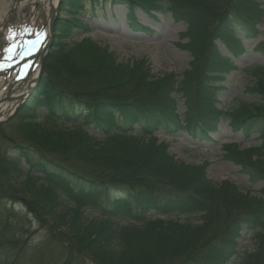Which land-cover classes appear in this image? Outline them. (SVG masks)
I'll return each mask as SVG.
<instances>
[{
  "label": "trees",
  "instance_id": "1",
  "mask_svg": "<svg viewBox=\"0 0 264 264\" xmlns=\"http://www.w3.org/2000/svg\"><path fill=\"white\" fill-rule=\"evenodd\" d=\"M103 1L125 7L135 32L148 31L138 10L151 19L167 11L186 25L178 46L191 57L189 69L179 82L173 74L153 78L146 61H119L90 38L62 43L88 27L56 18L36 87L0 124V264H55L57 254L56 264H229L238 254L240 264H264V68L246 70L252 83L244 92L258 105L217 108L221 82L236 70L220 47L240 55L263 10L253 0ZM103 1L90 0L91 8ZM78 3L62 0L58 12L74 14ZM258 50L264 54V39ZM220 119L258 134L257 146H223L224 158L262 183L258 194L212 182L207 163L177 161L156 136L188 129L211 141ZM179 215L198 222L172 219ZM39 230L44 240L31 252ZM243 231L253 236L251 253L237 251Z\"/></svg>",
  "mask_w": 264,
  "mask_h": 264
},
{
  "label": "rangeland",
  "instance_id": "2",
  "mask_svg": "<svg viewBox=\"0 0 264 264\" xmlns=\"http://www.w3.org/2000/svg\"><path fill=\"white\" fill-rule=\"evenodd\" d=\"M15 0H0V12L12 8ZM24 3L18 15L11 16V27L13 30L18 22L30 21L32 14L39 16L42 6L47 4V0L43 5L36 3V0H19ZM264 12V0H255ZM127 10L124 7L113 4L104 3L97 6V9L90 8L89 0H79L78 11L70 17L82 20L87 25V32L82 30H72L67 38L62 39V43L80 40L81 38H90L93 42L107 48L114 53L119 61H136L144 60L148 63L153 78H158L165 74H173L175 81L179 82L182 74L189 68L191 58L178 44L185 42L180 39V35L185 31V25L181 22H175L167 11L156 13L155 19L147 17L141 11L136 12L137 21L145 26L148 31L135 32L130 28L127 20ZM65 17L64 13L56 12V18ZM68 17V16H67ZM38 20V26L41 22ZM1 21V19H0ZM2 22V21H1ZM0 22V23H1ZM2 24V23H1ZM54 29V26L52 27ZM258 34L251 41L243 43L244 52L233 59L236 70L225 75L221 85L224 90L219 93L217 108L223 112H233L238 107L256 103L255 97H250L244 92V88L252 83L251 77L246 73L254 66L264 67V54H261L256 44L261 42L264 37V17L262 22L257 26ZM222 55L229 57L226 51H222ZM177 100L178 111L183 112L184 101L180 95H173ZM257 105L259 104L256 103ZM11 134V130H7ZM160 142L168 144L171 155L180 162L192 165H202L207 163V178L214 183H221L229 180L242 191H250L252 194L259 192L262 184H251L248 177L241 172L240 167L224 158V145L237 144L241 148L259 145L257 133L246 136L241 128L233 129L228 121L219 120L216 124V131L208 134L212 140H200L192 134L191 131H182L177 134H167L165 132H157ZM18 138L17 135L12 134ZM18 143V141H17ZM6 153V152H5ZM7 156L13 157V152L8 151ZM24 167V162L21 164ZM158 195H163L161 190L154 191ZM95 219L96 214L89 215ZM163 218V217H160ZM172 219L183 222L196 224L198 218L195 215H179ZM33 225L31 232L36 230ZM44 232L39 230L32 237L29 250L33 252L34 246L44 239ZM255 243L251 233L243 232L238 240V253L252 252ZM61 255H56L54 261L59 262ZM31 264H37L35 260H31ZM229 264H240L239 254L233 257Z\"/></svg>",
  "mask_w": 264,
  "mask_h": 264
},
{
  "label": "bare ground",
  "instance_id": "3",
  "mask_svg": "<svg viewBox=\"0 0 264 264\" xmlns=\"http://www.w3.org/2000/svg\"><path fill=\"white\" fill-rule=\"evenodd\" d=\"M36 1H37V3H39V4L45 3V0H36ZM55 2H56V0H53L54 5H55ZM23 4H24V3H19L18 5H14V6H15L14 11H15V12L18 11V10L20 9V7H21ZM0 6H1V2H0ZM1 9H2V6H1ZM1 15H2V13L0 12V19L3 17V16H1ZM3 15H4V13H3ZM4 35H5V34H4ZM1 40H2V39H1ZM34 50H36V46H32V51H34ZM36 74H37V73H36ZM36 74H33L32 76L29 77V79H28L26 82L20 84V85L17 87V88H19V90H16V91H15V89H14L13 95H14V96H17V95H21L23 91L26 92V90L32 86V84H33V82H34L33 78L35 77ZM27 82H28V83H27ZM5 106H6L5 104H0V113H1V115H3V113H4V111H5V110H3V107H5Z\"/></svg>",
  "mask_w": 264,
  "mask_h": 264
},
{
  "label": "water",
  "instance_id": "4",
  "mask_svg": "<svg viewBox=\"0 0 264 264\" xmlns=\"http://www.w3.org/2000/svg\"><path fill=\"white\" fill-rule=\"evenodd\" d=\"M50 15H51V17H50V23H49V32L51 34L52 33V24H53V20H54V16H55V11L51 10ZM50 45H51V39L49 40V43L46 46L44 52H46L49 49ZM43 55H44V53L43 54L41 53V56H40L41 57V60H40V68H41V70H42V58H43ZM25 96L26 95H23V96L19 97L18 100H23Z\"/></svg>",
  "mask_w": 264,
  "mask_h": 264
}]
</instances>
